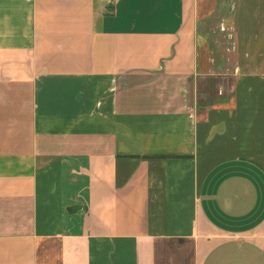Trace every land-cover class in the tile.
<instances>
[{
    "label": "crops",
    "instance_id": "obj_1",
    "mask_svg": "<svg viewBox=\"0 0 264 264\" xmlns=\"http://www.w3.org/2000/svg\"><path fill=\"white\" fill-rule=\"evenodd\" d=\"M0 264H264V0H0Z\"/></svg>",
    "mask_w": 264,
    "mask_h": 264
}]
</instances>
